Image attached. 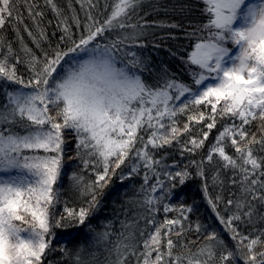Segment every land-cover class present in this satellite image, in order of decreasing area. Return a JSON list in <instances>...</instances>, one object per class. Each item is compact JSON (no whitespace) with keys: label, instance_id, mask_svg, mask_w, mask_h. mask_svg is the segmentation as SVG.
Listing matches in <instances>:
<instances>
[{"label":"snow or ice","instance_id":"6c2138e0","mask_svg":"<svg viewBox=\"0 0 264 264\" xmlns=\"http://www.w3.org/2000/svg\"><path fill=\"white\" fill-rule=\"evenodd\" d=\"M198 3L184 81L143 54L154 29L182 27L147 19L168 10L161 0H0V264H51L68 227L91 233L59 248L69 264H264V0ZM69 137L78 207L62 200ZM177 153L188 163L169 162ZM190 167L232 247L171 203ZM118 171L142 180L128 201L146 222L139 238L126 219L91 225Z\"/></svg>","mask_w":264,"mask_h":264},{"label":"trees","instance_id":"16d2710c","mask_svg":"<svg viewBox=\"0 0 264 264\" xmlns=\"http://www.w3.org/2000/svg\"><path fill=\"white\" fill-rule=\"evenodd\" d=\"M161 2L167 5L168 10L152 13L147 19L150 21H165L167 23L174 22L182 25V27L175 29H154V35L149 37L148 46L143 49V54L151 64L154 74L167 72L178 80L189 81L187 67L181 57L187 56V51L191 49L193 43L192 40L186 37L185 33L193 31L203 20L199 12L198 0H161ZM182 6L183 11H181ZM142 14L143 13H141V15ZM49 18H51L50 13ZM52 30V28H49V33H51ZM59 34L60 33L57 32L56 37H52L53 42H55ZM23 35L29 46L34 48L27 34L24 33ZM7 37L13 40L14 47H18L15 43L14 33H12L11 30H8ZM20 68L23 72V66H20ZM212 135H215V131H213ZM211 139L212 137L210 136V140ZM65 148L67 151L65 154L61 185L62 200H67L70 207H78L81 201L72 190L71 181L69 179L72 173L81 172L79 161L75 158H69L75 157V140L69 137ZM172 159L180 161L181 165L188 163L187 159L181 161L178 153L175 156H169V162H171ZM195 159H199V156L195 157ZM207 167H209V169L211 168V166ZM125 171H127V169H125ZM190 171L193 173V178L187 180L184 185H178L176 187L171 203L177 208L180 206H191L192 212L189 213L190 220L193 223L199 222L204 228L217 232L224 238L229 247H232V241L229 239L228 234L224 231L223 226L219 223L215 213L205 198L203 181L195 176L196 170L194 167H190ZM84 175L86 177L88 176L87 173H84ZM209 175H211V172ZM141 183L142 180L140 177H133L131 180H124L121 182L118 171L117 176H114L111 183L102 190V194L99 197L100 209L90 218L92 228L96 231H102L107 222L115 221L116 229L119 230V220L126 219L130 224L136 226V235L139 238L138 229L144 228L146 222L138 217V213L141 212L142 209L134 207L132 204H129L128 201L136 195V190L140 187ZM228 191L229 188L226 187L223 194L227 196ZM219 193L220 189L213 186L209 180L208 194L212 198H215ZM60 207L62 209L63 204H61ZM258 207L264 211V205H259ZM222 210L223 204L220 205V211L223 214ZM168 215L169 217H175L178 213L170 212ZM163 216L164 214L161 211L157 218L162 219ZM256 226L260 227V222H258ZM89 235H91V233L87 229L78 227L55 229V237L53 238L52 246L56 248V251L52 252L47 257V260L51 261V264H69V261L59 251V248L66 246L74 251L78 243L86 244ZM192 237H195V233L192 234ZM173 238L175 239V237ZM69 241H72V243H68ZM100 259H103V254L100 256Z\"/></svg>","mask_w":264,"mask_h":264}]
</instances>
